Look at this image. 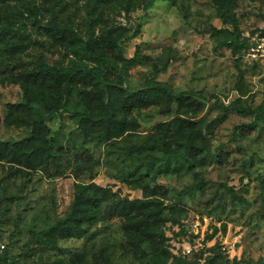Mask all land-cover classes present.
<instances>
[{
    "label": "rangeland",
    "instance_id": "rangeland-1",
    "mask_svg": "<svg viewBox=\"0 0 264 264\" xmlns=\"http://www.w3.org/2000/svg\"><path fill=\"white\" fill-rule=\"evenodd\" d=\"M223 1L0 0V264H264V65L243 51L264 0ZM197 218L210 242L174 253Z\"/></svg>",
    "mask_w": 264,
    "mask_h": 264
},
{
    "label": "trees",
    "instance_id": "trees-1",
    "mask_svg": "<svg viewBox=\"0 0 264 264\" xmlns=\"http://www.w3.org/2000/svg\"><path fill=\"white\" fill-rule=\"evenodd\" d=\"M216 2V4L219 7H223V4L225 1L223 0H214ZM78 37H76L74 39V42L77 43L78 42ZM80 44H81V49L83 51H85L89 57L95 61H102V62H113L115 64V66H118V63L115 62V60H113L111 57H109L107 50H102L101 52L98 53H91L89 51V45L88 43L84 40V39H80L79 40ZM230 43H234V40L232 39L230 41ZM249 44V40L247 42L243 43V50L245 47H247ZM121 60L122 63L120 65V69L121 71L126 74L130 67L132 65H134L136 63V56H132V57H125L123 55H121ZM78 65L76 63H74V65H70V66H57L54 64H49V63H41L37 69L31 73V76L34 77L35 79L41 78L42 80L45 79H51V78H55L57 81L61 78H74L77 73H78ZM145 89L146 90H160L162 92H165L169 95H173V96H177L179 97L181 94H188L189 91H177L171 84L157 79L155 77H151L146 81V85H145ZM139 90H131L129 92L130 94V98H128V104L132 105L133 103L136 102V94L139 93ZM36 115L38 117H42V111L37 109L35 111ZM82 115H88L87 113H81ZM97 119V118H96ZM56 138L52 137L51 138V143L57 144L56 142ZM17 144V142H16ZM164 148L166 149V156H168V158L170 159V157H174L177 160H180L179 156H183L186 155L187 153H189L190 155H193V152L191 150H193L194 148H197L199 146V144L195 143L194 141L190 140L186 143L184 148H178V149H170L169 147H167L166 142H163ZM262 191L264 192V177H263V187H262ZM232 198L233 199H237V200H244V197L242 195L237 194L234 190H232ZM79 208V207H78ZM76 210H79L76 208ZM84 213H76L75 217L76 218H81L83 217ZM126 218L127 221L129 223H133L136 220H140L136 215H133L132 213H126Z\"/></svg>",
    "mask_w": 264,
    "mask_h": 264
},
{
    "label": "built area",
    "instance_id": "built-area-1",
    "mask_svg": "<svg viewBox=\"0 0 264 264\" xmlns=\"http://www.w3.org/2000/svg\"><path fill=\"white\" fill-rule=\"evenodd\" d=\"M244 56L252 63L264 65V32L257 33L251 37L249 44L244 48ZM200 218L186 221V237L183 241L174 242L171 249L177 254H187L193 250H200L210 242L207 237V228ZM227 242V241H225ZM0 246L5 244L0 241ZM236 247V243L227 242L221 245L224 252H231Z\"/></svg>",
    "mask_w": 264,
    "mask_h": 264
}]
</instances>
